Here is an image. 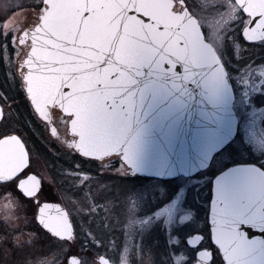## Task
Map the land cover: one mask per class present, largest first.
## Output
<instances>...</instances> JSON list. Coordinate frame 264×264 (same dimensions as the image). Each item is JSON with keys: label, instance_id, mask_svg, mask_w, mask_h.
<instances>
[{"label": "snow or ice", "instance_id": "6c2138e0", "mask_svg": "<svg viewBox=\"0 0 264 264\" xmlns=\"http://www.w3.org/2000/svg\"><path fill=\"white\" fill-rule=\"evenodd\" d=\"M180 6L184 8L182 0ZM210 7L214 17L198 19V31L193 34L186 27L188 17L177 10L174 0H40L32 27L23 31L22 37L12 32L13 42L18 39L24 45L31 41V54L23 62L27 74L21 71L26 98L30 97L35 112L49 122L51 110L66 115L61 123L70 130L71 140L66 141L70 149L101 160L113 154L122 156L127 163L121 170H130L135 152L129 132L140 103L135 85L142 72L162 69L181 84L207 73L211 90L221 82L224 48L236 40L237 31L249 42H264V0H218ZM213 30L219 43L209 53L205 46ZM0 38L7 41L8 35L0 30ZM3 115L0 109V117ZM52 134L56 135L55 128ZM0 136L4 137L0 139V179L8 178L34 201L36 219L43 229L72 240L69 213L57 207L56 216H52L47 210L56 206L39 204L38 197L44 192L37 176L25 173L26 179H22L16 175L28 166L21 139L8 132ZM239 178L252 186L259 181L264 196V167L221 177L211 238L223 252L224 264H264V223L233 225L228 219L230 211L248 207L253 196L252 190L247 194L234 190ZM49 224L62 231L54 232ZM249 229L258 235L250 236ZM197 247L200 264L205 260L217 264L216 252ZM83 260L73 256L71 264Z\"/></svg>", "mask_w": 264, "mask_h": 264}, {"label": "rangeland", "instance_id": "374dc122", "mask_svg": "<svg viewBox=\"0 0 264 264\" xmlns=\"http://www.w3.org/2000/svg\"><path fill=\"white\" fill-rule=\"evenodd\" d=\"M39 3L40 0H0V30L8 37H13L15 31L19 37L24 28L32 26ZM196 12L200 20L205 17L211 20L215 15L202 4ZM209 41L214 45L219 43L215 30L210 33ZM52 118L56 135L51 133L49 142L51 151L66 160L59 178L60 194L74 224L76 240L73 243L54 240L29 247L33 264H67L68 257L77 254L84 257L82 264H98L96 257L100 254L111 257L116 264H191L187 247L181 245L198 227L200 219L184 222L190 212L181 207L187 203L196 206L197 198H202L201 193L204 194L217 171L213 168L171 181L129 179L128 173L121 170L124 163L118 155L102 160L87 159L70 149L66 143L71 140L70 131L61 123L67 117L55 109ZM244 136L246 133L241 132L240 138L222 153L216 166H220L219 160L258 158L254 150L261 157L264 155V145H257L249 138L246 143ZM236 148L240 152L233 154ZM24 212V216L16 212L6 215L0 235H18L21 241L35 235L34 210L24 208ZM167 212L176 215L168 216ZM184 255H188L187 260Z\"/></svg>", "mask_w": 264, "mask_h": 264}, {"label": "flooded vegetation", "instance_id": "af4514ba", "mask_svg": "<svg viewBox=\"0 0 264 264\" xmlns=\"http://www.w3.org/2000/svg\"><path fill=\"white\" fill-rule=\"evenodd\" d=\"M182 2L184 8L186 6L190 13L196 16V8H199L201 4L208 10L214 12V9L210 6L215 5L218 0H196L195 2L182 0ZM180 3L181 0H174L177 10L181 12L184 8L180 6ZM31 27L24 28L19 37H22L23 31H27ZM231 35L232 33L229 34V36ZM235 36L236 40L227 43L224 48L225 64L223 65L227 68V81L232 87L234 94L233 106L238 118L237 134L225 148L215 154L209 168L205 170L208 171L214 168V171L217 172L206 187L204 194L202 195L201 193L202 198H197L196 206H190L187 203L181 207V209L190 212V215L184 222L188 223L194 221L196 218L198 220L200 219L198 227L185 237V243L181 245L187 247V251L190 253L189 259L192 258L191 264H194L197 260V254L199 252L197 246H200L201 251L216 252L217 264H224L217 245L212 241V231L209 223L213 178L229 166L236 164H256L260 168L264 167V155L262 154L263 156L261 157L260 152L258 151V153L255 150L253 153L258 158H250L248 160H238L236 158L232 161L222 160L223 162L219 160L220 166L215 165L222 153L227 151L233 145L234 141L240 138L241 132L246 133V136L242 138H246V143L249 142L247 139L249 138L257 145H264V42L258 40L256 42H249L239 31L236 32ZM30 44V40L24 45H21L18 39L13 42V37L9 36L7 41L0 38V109L4 113L3 117H0V133L8 132L17 135L23 142L28 153V166L16 175L22 179H26L25 173L37 176V179L41 182L40 189L44 192L43 197H38L40 206H43L45 203H56L68 212V209L61 199L62 195L60 192L62 191V183L59 180L66 167V160L64 156L51 151L49 142V137L54 128L52 110L50 116L51 122L39 116L35 112L33 105H31L30 98H26V87L23 86L21 71L23 70L25 74L27 72V67L24 66L23 62L31 49ZM243 127L244 131H242ZM3 138V136H0V139ZM238 152H240L239 148L232 151L233 154H237ZM126 173H128L129 179H155L134 174L131 169L126 170ZM15 179L16 177L12 178V180ZM124 181L127 182L126 180ZM33 204L34 201L26 198L24 193L18 188V185L12 183L8 178L0 179V227L3 218L8 214L16 212L24 216V208H32L34 210L33 219L35 224V226L32 225L35 235H32L26 241H21L18 235H0V264H33V259L31 258L33 255L29 247L34 248L37 244H48L54 240L69 243H73L76 240V235H74L72 240L62 239L55 237L48 233L46 229H43L36 219L38 209L34 208ZM167 215L175 216L176 214L167 212ZM197 233L203 235V239L196 247H191L187 243V238ZM178 234L176 232V235ZM102 255L104 254L96 257L98 264H100L99 258ZM73 256L70 255L68 257L67 264H71V258ZM187 256L184 255L186 260ZM78 257L76 258L80 259ZM109 259L112 264H116V262L112 261L111 257Z\"/></svg>", "mask_w": 264, "mask_h": 264}, {"label": "water", "instance_id": "95a60500", "mask_svg": "<svg viewBox=\"0 0 264 264\" xmlns=\"http://www.w3.org/2000/svg\"><path fill=\"white\" fill-rule=\"evenodd\" d=\"M181 12L188 17L186 27L195 34L198 31V19L192 14L189 15L190 11L187 7ZM212 46L211 43L205 46L209 53H212ZM30 54L31 49L28 56ZM220 72L221 82L211 90L207 87V79L210 78L207 73L198 75L193 81H185L183 84L162 69L156 72L149 70L140 74L135 85L140 103L136 106L129 132V143L132 144L135 152V161L131 168L134 174L163 180L193 176L206 170L214 155L235 138L238 118L233 107L234 94L227 81L223 64H221ZM25 151L27 152L26 148ZM120 158L127 163L122 156ZM261 169L256 164H236L229 166L213 178L209 211L212 235L217 221V181L230 172L236 173L241 170L256 172ZM233 188L244 194L253 191L248 207L229 212L228 219L233 225L242 221L264 223V196L259 191V181L252 186L246 179L239 178L235 181ZM45 204L56 206L47 210L52 216H56L57 207L62 212H67L59 204ZM69 220L72 224L70 216ZM49 227H52L54 232L62 231L51 224ZM253 234L258 235L249 229V235ZM74 235L75 230L72 224V236ZM202 239L203 235L200 233L193 234L187 238V243L191 247H196ZM220 253L225 261L223 252L220 251ZM102 260L103 264H112L104 255L99 258L100 264ZM207 263L208 261L205 260V264ZM194 264H200L199 260L197 259Z\"/></svg>", "mask_w": 264, "mask_h": 264}]
</instances>
